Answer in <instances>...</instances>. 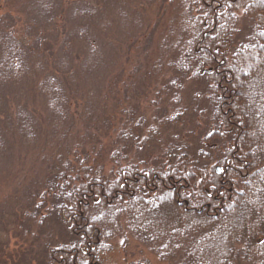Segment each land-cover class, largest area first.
I'll return each instance as SVG.
<instances>
[{
    "label": "trees",
    "instance_id": "1",
    "mask_svg": "<svg viewBox=\"0 0 264 264\" xmlns=\"http://www.w3.org/2000/svg\"><path fill=\"white\" fill-rule=\"evenodd\" d=\"M4 3L0 264H264V0Z\"/></svg>",
    "mask_w": 264,
    "mask_h": 264
},
{
    "label": "rangeland",
    "instance_id": "2",
    "mask_svg": "<svg viewBox=\"0 0 264 264\" xmlns=\"http://www.w3.org/2000/svg\"><path fill=\"white\" fill-rule=\"evenodd\" d=\"M4 0H0V16L6 12ZM20 101H24L23 98ZM7 156L5 161L0 164V223H6L8 218H2L1 215L7 209L15 208L14 204L20 202L21 194L27 189L31 190L35 175V169L32 167V156ZM32 160V161H31ZM34 164V162H33ZM32 170V171H31ZM17 202V203H16ZM10 250L13 248V241H10ZM102 264H138L146 261L149 264H163L148 252L141 245H138L132 239H128L126 246H122V241L117 239L112 242V250L103 253L100 256Z\"/></svg>",
    "mask_w": 264,
    "mask_h": 264
}]
</instances>
